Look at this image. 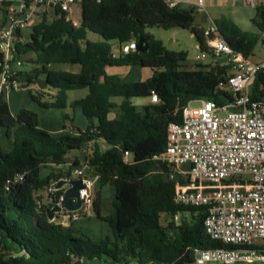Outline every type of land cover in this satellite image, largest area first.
Here are the masks:
<instances>
[{
  "label": "trees",
  "instance_id": "16d2710c",
  "mask_svg": "<svg viewBox=\"0 0 264 264\" xmlns=\"http://www.w3.org/2000/svg\"><path fill=\"white\" fill-rule=\"evenodd\" d=\"M80 9L79 27H73L63 16L51 21L44 17L30 29L29 39L14 49L15 57H25L23 62L34 66L24 72L25 85L46 84L35 92L27 90L40 107H66L69 91L87 89V94L70 104V122L77 135L65 132V127L57 135L37 128L36 114L27 109L12 116L4 97H0V264H80L82 260L187 264L196 250L221 244L205 233L202 207L173 203L174 188L165 178L166 167L151 157L163 152L167 125L180 123L182 110L191 102L210 100L222 105L229 101L230 93L219 89L226 68L218 62L186 66L185 52L167 50L160 40L144 32L150 26L186 29L204 51L203 26L197 21L194 5L169 7L164 0H82ZM254 9L252 23L262 33L264 3ZM215 22L220 36L233 50L252 56L258 34L242 31L226 17ZM89 32L101 40H87ZM139 38L147 44L144 51L120 53L122 45L136 44ZM114 39L118 42L110 44ZM114 46L117 56L112 54ZM56 64L68 65V69H52ZM122 66L151 68L153 74L145 81L123 82L105 73L106 67ZM263 88L264 72H259L250 89L251 100L260 99ZM151 90L158 103L149 102L139 109L131 103L132 98L149 97ZM114 98L122 100L118 104ZM78 105L89 121L85 130L73 124ZM109 113L115 117L109 119ZM3 137L12 139L8 152L1 147ZM91 140L94 154L87 174L99 176L91 209L111 230V237L99 240L79 234L70 222L67 226L49 222V205L36 195L59 178L70 176V170L63 168L66 155ZM99 141L106 146L104 150ZM44 165H54L56 170L43 175ZM15 173L23 174L22 182L5 191V180ZM106 186L112 188L113 197L108 214L101 217L102 189Z\"/></svg>",
  "mask_w": 264,
  "mask_h": 264
},
{
  "label": "built area",
  "instance_id": "2783aa9c",
  "mask_svg": "<svg viewBox=\"0 0 264 264\" xmlns=\"http://www.w3.org/2000/svg\"><path fill=\"white\" fill-rule=\"evenodd\" d=\"M81 1L0 0V97L20 89H40L34 82L25 85L27 77L22 72L25 63L15 57V46L26 42L22 31L31 29L44 17L51 21L57 15L63 16L73 27H79L80 23L71 14ZM164 2L169 7L182 3L181 0ZM244 2L253 6L255 0ZM193 4L197 11L206 13V0H194ZM204 24L205 50L196 60L201 62L208 56L226 68L219 89L225 88L231 98L222 105L210 100L200 101L196 107L187 105L182 110L181 122L167 125L165 148L151 160L165 165V178L173 183V203L202 207L205 233L221 244L216 248L196 250L193 260L187 264H264V88L260 99L250 98L256 74L264 72V60L253 61L233 50L220 36L218 26L210 16H206ZM261 39L264 42V32ZM135 50V43L131 41L122 45L119 51L127 54ZM22 75H25L23 83L20 81ZM149 99L150 103H158L152 90ZM219 112H225V115L220 116ZM64 131L77 135L71 129ZM77 151L81 152L79 158L73 157L68 164L70 176L59 178L45 190L46 203L51 209L54 205L60 206L62 194L68 187L64 185L57 189L56 184L80 179L83 185L79 190L80 209L55 212L49 222L67 226L86 216L92 207L95 184L99 179L96 174H87L94 154V140ZM75 159L79 161L78 165H73ZM124 161H128L126 152ZM22 180L21 173L11 175L4 182V190L9 191ZM178 219L176 215L174 220Z\"/></svg>",
  "mask_w": 264,
  "mask_h": 264
},
{
  "label": "rangeland",
  "instance_id": "374dc122",
  "mask_svg": "<svg viewBox=\"0 0 264 264\" xmlns=\"http://www.w3.org/2000/svg\"><path fill=\"white\" fill-rule=\"evenodd\" d=\"M209 0H206V13H201L199 11L197 14V21L201 23L204 27L206 16H210L211 18L218 17H226L232 20L238 27L244 32L258 34L260 37L258 39L257 45L254 48L251 59L253 61H262L264 60V42L261 39V33L258 31L257 27L252 23V19L255 18V9L254 7L260 3H264V0H255L254 5L252 6L249 3H245L244 0H211V4L209 5ZM189 4V3H185ZM194 5V4H191ZM195 6V5H194ZM30 29H24L22 31V35L24 39L27 41L30 35ZM145 33L151 34L154 38L160 40L167 50L171 51H183L186 53V60L184 65L186 66H194L198 64L196 60L197 56H200L202 51L198 48V43L193 35H191L190 31L182 28H161L158 26H150L146 27L144 30ZM86 39L92 42H98L101 40L100 36L94 33H87ZM25 57H23V61H25ZM211 58L208 56L201 61V64L210 62ZM34 68L33 65L25 64L22 67L23 71L30 72ZM52 69L55 70H67L68 65L56 64L51 66ZM131 77L125 78L123 82H129L125 80H131ZM223 90H226L223 88ZM35 92V90H32ZM53 93V92H52ZM87 94V89H79L67 92V105L64 108H42L35 101H33L27 92L26 89H20L15 91H10L8 96L4 97V100L7 103L8 109L11 115H16L20 109H27L34 112L37 116V128L46 131L52 135L59 134V132L63 131L65 127L70 128L71 122L70 118L72 117V109L70 104L73 101L79 100ZM120 99V98H116ZM143 98L132 99L131 103L136 105L139 109L144 100ZM44 101V100H41ZM120 101V100H113ZM199 105V101H193L190 103V106L196 107ZM114 114V113H113ZM220 116H224L225 112H219ZM69 117V119L67 118ZM115 117V114L111 119ZM5 149L4 152H8L12 147V139H7L3 137V141ZM99 146L101 150H104L106 146L102 141H99ZM9 147V149L7 148ZM2 147V146H1ZM81 152L77 151L76 157L79 158ZM71 163V158L69 159ZM65 170H68V166H64ZM54 165H44L42 167V174L46 175L49 171H55ZM96 187V186H95ZM37 197H41V202L46 203V190L38 192ZM113 197V190L111 187L106 186L102 191V200H103V208L100 211L101 217H106L108 211L111 207V200ZM187 216V214H184ZM178 215V217H180ZM166 221V216H163L161 222L164 224ZM178 221V220H177ZM71 227L76 230L79 234L87 236L92 240L104 239L105 237H111V230L108 224L101 219H98L92 209H89L86 216H83L79 219L70 222ZM91 264H100L99 261L94 260L90 261Z\"/></svg>",
  "mask_w": 264,
  "mask_h": 264
},
{
  "label": "water",
  "instance_id": "95a60500",
  "mask_svg": "<svg viewBox=\"0 0 264 264\" xmlns=\"http://www.w3.org/2000/svg\"><path fill=\"white\" fill-rule=\"evenodd\" d=\"M117 42H118L117 39L109 40L110 44H116ZM135 46L138 51H144L146 49L147 44L141 38H139ZM24 80H25V75H22L20 77V81L23 83ZM38 86L41 89H44L46 87V84L44 81H40L38 82ZM113 116H114L113 113L108 114L109 119H111V117ZM73 124L76 127H78L80 130L87 129L89 125L88 118L84 114V111L81 105L76 106L74 109ZM64 185H68V187L64 190L62 194V200L60 202V206L54 205L51 209H49L46 212L48 220H51L53 218V215L55 212L59 213L62 210L73 212V211H77L80 209L81 200L79 199V190L83 188L81 180L77 178H72L67 182L59 181L56 184V188L57 189L62 188ZM57 224H59V222Z\"/></svg>",
  "mask_w": 264,
  "mask_h": 264
},
{
  "label": "crops",
  "instance_id": "0c3cea01",
  "mask_svg": "<svg viewBox=\"0 0 264 264\" xmlns=\"http://www.w3.org/2000/svg\"><path fill=\"white\" fill-rule=\"evenodd\" d=\"M181 1H182V3H189V4H193L194 3V0H181ZM209 1L211 2V0H209ZM210 2H209V5H212ZM71 17L75 21H77L79 23L81 22V9H80V4L75 5V7L73 8ZM221 17H218V18H221ZM218 18H213V19L216 20ZM1 24H2V12L0 10V26H1ZM112 54L115 55V56H117V54H118V48L117 47L114 46L112 48ZM214 62L215 61L211 58L210 62H207V63H204V64L214 63ZM218 63H220V62H218ZM73 71L74 72L78 71V68H76V67L73 68ZM22 72H26V71H23L22 70ZM105 73L107 75H116L121 80H123L125 78H128V77H131L132 78L131 80H125V81H129V82H141V81H145V80L149 79L152 76V74H153V70L151 68L140 67V66H132V67L122 66V67H106L105 68ZM132 99H137V98H132ZM113 100H120V101H115L116 103L119 104L121 102L122 98H120V99L114 98ZM142 100H144V101L141 104H139L138 106H141V105H144V104L149 103V100L150 99H149V97H147V98H143ZM13 116H15V115H13ZM69 129H71V132H73V133L75 132L76 133V130L72 127V125H71L70 128H67V130H69ZM54 135H57V134H54ZM1 146H2L3 149H5L3 142H1ZM7 148L9 149L8 146H7ZM76 155H77V150L76 151L69 152L66 155V159H65L66 163H65L64 166H68V164H69L68 158L69 159L71 158V160H72L73 157L76 158ZM75 162L79 163V161L77 159H75ZM64 166H63V168H64ZM103 189H102V191H103ZM80 264H91V262L90 261H83L82 260L80 262Z\"/></svg>",
  "mask_w": 264,
  "mask_h": 264
}]
</instances>
